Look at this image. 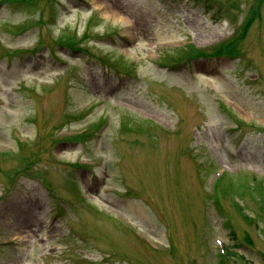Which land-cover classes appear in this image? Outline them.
Returning a JSON list of instances; mask_svg holds the SVG:
<instances>
[{"label": "rangeland", "instance_id": "374dc122", "mask_svg": "<svg viewBox=\"0 0 264 264\" xmlns=\"http://www.w3.org/2000/svg\"><path fill=\"white\" fill-rule=\"evenodd\" d=\"M0 264H264V0H0Z\"/></svg>", "mask_w": 264, "mask_h": 264}]
</instances>
